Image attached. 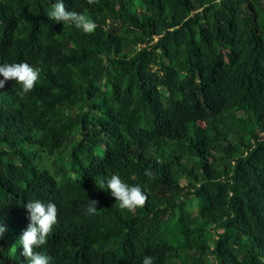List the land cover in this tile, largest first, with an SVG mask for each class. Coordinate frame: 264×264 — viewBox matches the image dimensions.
I'll return each mask as SVG.
<instances>
[{"label":"trees","instance_id":"1","mask_svg":"<svg viewBox=\"0 0 264 264\" xmlns=\"http://www.w3.org/2000/svg\"><path fill=\"white\" fill-rule=\"evenodd\" d=\"M57 2L0 0V65L40 70L0 88V264H28L36 200L49 264H264V0H63L91 34ZM112 175L146 204L121 209Z\"/></svg>","mask_w":264,"mask_h":264},{"label":"clouds","instance_id":"2","mask_svg":"<svg viewBox=\"0 0 264 264\" xmlns=\"http://www.w3.org/2000/svg\"><path fill=\"white\" fill-rule=\"evenodd\" d=\"M89 4H94L96 0H87ZM48 18L63 25H74L78 29H82L85 33H94L97 24L82 13L76 11H66L63 0H58L53 11L48 14ZM0 88H3L5 82L13 80L22 86V94H28L32 91L40 78V70L34 68L28 63H13L0 65ZM146 176H151L150 171L145 172ZM107 189L111 195L119 202L121 209L134 211L138 207H143L147 201V195L142 191L140 186H129L122 181L119 175H112L106 183ZM102 189V188H101ZM98 201L90 200L87 207L88 215L97 213ZM29 216L30 223L23 231L20 237L22 245V255L28 259V264H49V257L42 254L36 249H40L46 245L48 236L52 233L53 227L58 223V208L55 203L47 204L36 200L29 201L25 205ZM7 229L0 226V238ZM143 264H153L151 256L145 257Z\"/></svg>","mask_w":264,"mask_h":264},{"label":"rangeland","instance_id":"3","mask_svg":"<svg viewBox=\"0 0 264 264\" xmlns=\"http://www.w3.org/2000/svg\"><path fill=\"white\" fill-rule=\"evenodd\" d=\"M197 40L198 42L200 43V45H203L205 46L206 44V41H205V37H204V31L201 30L197 36ZM97 160H100V159H97Z\"/></svg>","mask_w":264,"mask_h":264}]
</instances>
